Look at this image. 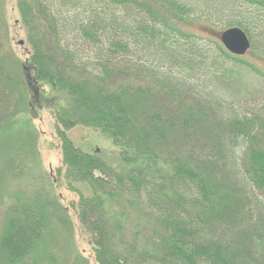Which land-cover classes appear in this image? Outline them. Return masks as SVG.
<instances>
[{"label":"trees","instance_id":"obj_1","mask_svg":"<svg viewBox=\"0 0 264 264\" xmlns=\"http://www.w3.org/2000/svg\"><path fill=\"white\" fill-rule=\"evenodd\" d=\"M232 26L248 54H264V0H0V125L20 123L19 165L37 168L31 118L47 108L60 150L59 164L29 176L48 188L6 196L0 264L65 263L51 239L73 226L66 208L94 264H264L262 72L221 43ZM249 79L258 92L240 98ZM79 126L108 138L121 170L74 143ZM60 187L75 194L66 205ZM131 197L161 227L142 244L126 234Z\"/></svg>","mask_w":264,"mask_h":264},{"label":"rangeland","instance_id":"obj_2","mask_svg":"<svg viewBox=\"0 0 264 264\" xmlns=\"http://www.w3.org/2000/svg\"><path fill=\"white\" fill-rule=\"evenodd\" d=\"M11 6L12 5L9 4L6 18L9 25V40L14 53L19 57H24L25 51H27V45L23 42L24 38L22 35V28L16 23L17 12ZM13 31L16 32L13 33ZM259 50L260 48L258 49L257 47L256 51ZM82 51L81 53L86 54L87 56L92 54V50L87 51V49H82ZM245 55L246 58L262 72V75L257 73H253V75L262 84V88H260L261 92L257 98H259L260 101L262 99L264 100V54L255 53L251 55L247 52ZM247 81L248 87H243L244 90L237 88L240 98L248 95L252 96L256 93V91L258 92L260 84L257 83L255 79H249ZM12 97H14V101L16 102V92L12 95ZM32 115H34L35 118L33 119L32 116V118H30L33 120L34 126L38 132L35 141V147L40 154L39 165L37 168L30 163H28L27 166L31 168L32 165V169H29L28 167L22 169L23 165H21V167L19 165L20 160L22 159V155L18 152L20 147L19 144L25 140V134L27 133L21 128L20 123L16 124L15 120L9 126L7 121L5 123L1 122L3 124L0 125V209L3 207V202H6V196L8 194H10L11 198V196L15 195L16 191H26L29 187L33 189L38 188V190L42 191L40 188L46 184L43 185L38 177L33 178V180H29V176L34 174L32 172L33 169L36 171L39 169L47 172L49 168H54L57 164H59V141L55 134L50 110L47 108L40 110L35 109V113ZM70 135L77 146L83 147L86 150H97L107 158L109 163L116 170L122 169L116 156V147L112 145L105 135L82 126L74 128ZM10 168H14V175L8 172ZM78 186L79 188L84 189L82 184ZM46 187L48 188L47 185ZM58 191L61 192L59 193V196L62 198L61 202L62 204L64 203V205H66L69 199L75 197V194L68 191L65 187L58 188ZM131 199L133 202V209L128 220L126 234H130V236H132L136 233L140 243L142 244V242H144V240L148 238L152 232H158L161 227H159L160 223L157 217L144 208L140 198L131 197ZM66 211L73 226L69 231L58 230V232H55L51 239L52 247H54L60 254L62 253L63 257L65 256V263L62 264H76L75 254L85 256L88 258L90 264H94L91 252L85 238L83 237L84 235H82L79 230L75 214L69 208H66ZM144 245H146V243H144Z\"/></svg>","mask_w":264,"mask_h":264},{"label":"water","instance_id":"obj_3","mask_svg":"<svg viewBox=\"0 0 264 264\" xmlns=\"http://www.w3.org/2000/svg\"><path fill=\"white\" fill-rule=\"evenodd\" d=\"M223 46L232 54L244 55L250 49V40L247 34L237 26L226 28L219 34Z\"/></svg>","mask_w":264,"mask_h":264}]
</instances>
